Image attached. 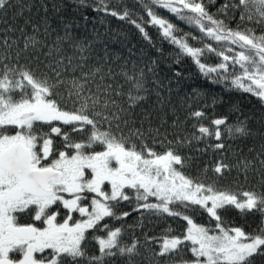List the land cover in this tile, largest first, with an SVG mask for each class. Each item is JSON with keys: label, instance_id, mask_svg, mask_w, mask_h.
<instances>
[{"label": "snow or ice", "instance_id": "snow-or-ice-1", "mask_svg": "<svg viewBox=\"0 0 264 264\" xmlns=\"http://www.w3.org/2000/svg\"><path fill=\"white\" fill-rule=\"evenodd\" d=\"M139 2L147 19H133L127 9L110 6L111 0H99L97 11L127 20L146 39V25L156 27L205 77L228 82L264 102V34L256 35L254 28L241 29L239 24L229 27L217 15L239 10L242 22L264 25V0H225L217 14L207 8L216 0ZM25 6L23 0H0V23L8 25L0 28L5 33L0 40V264H109L117 257L125 258V264H161L160 258L176 256L180 259L175 264H255V258H264V191L219 190L185 175L182 169L188 158L177 147L203 141L206 147L198 151L211 148L222 153L225 130L232 139L252 135L246 122L229 127L226 119L216 118L206 126L201 122L206 114L193 111L189 118L198 122L196 133L168 141L169 147L157 152L147 139L158 136L159 129L145 130L134 121L135 109L149 93L144 69L119 74L105 73L100 67L85 71L87 47L73 40L71 25L66 24L64 36L49 45L51 25L46 16L43 27L30 18L24 20L31 33L25 26L8 24V9L18 8L15 20ZM41 7L48 12L43 0ZM157 9L194 26L200 35L182 32ZM17 31L22 47L7 35ZM65 44L79 56L64 54ZM207 54H214L218 62L206 63L202 57ZM25 56L44 70L20 63ZM157 142L153 139V144ZM232 167L245 179L250 171L257 172L264 184V143L254 158L243 157L234 166L217 160L212 170L222 176ZM133 195L144 202L137 210L179 217L186 222L184 231L159 238L145 235L143 243L134 238L125 244L123 226L104 221L129 216L119 208ZM229 205L242 214L259 213L261 227L247 233L227 226L218 210ZM190 206L207 212V226L186 214ZM92 240L96 253L89 252ZM187 252L191 258L184 259Z\"/></svg>", "mask_w": 264, "mask_h": 264}, {"label": "trees", "instance_id": "trees-1", "mask_svg": "<svg viewBox=\"0 0 264 264\" xmlns=\"http://www.w3.org/2000/svg\"><path fill=\"white\" fill-rule=\"evenodd\" d=\"M26 5L23 15L13 20L18 8H10L7 11L6 19L9 25L19 28L24 25L25 19H31L33 23L43 27L45 16L48 19L50 35L47 37L51 45L57 36H64V26L71 25L70 31L75 42L83 43L87 47L85 55L88 56L85 71L100 67L103 72L111 70L115 74L122 71L131 72L144 69L148 80L149 93L147 98L135 109L134 121L136 127L141 124L145 130L151 128L153 131L159 129L158 136H149L147 143L154 147L157 152L166 150L168 141H175L177 138H191L196 133L198 122L189 118V114L196 110H201L206 114L201 122L209 126L211 120L216 118L226 119L227 125L233 127L239 122H246L252 135L248 137L229 138L224 132V143L226 149L221 152H213L211 148L207 151H198L206 147L203 141L185 143L177 146L180 154L188 158L183 173L193 179H198L205 184L214 185L219 190L251 189L257 192L264 191V184L261 183L260 175L255 171L248 173L247 179L242 171L232 167L224 175L218 176L212 166L217 160H224L225 163L236 165L243 157L252 159L264 143V102L256 96L237 90L228 82H213L205 77L191 58L180 53V50L168 40H165L161 32L154 26L146 25L149 39L127 20H120L116 17L106 15L97 11L99 0H43L47 5L48 12L45 13L41 7V0H23ZM206 3L207 0H204ZM225 0H216L214 4H207L209 12L217 14V10ZM117 5V10L127 9L133 19L143 16L147 19L146 12L139 0H111L110 6ZM31 6L30 8L28 6ZM53 5L57 11H53ZM158 13L168 18L182 32H193L199 36L200 33L194 26L188 25L179 20L174 15L164 9H157ZM218 18L222 19L229 27L235 28L238 24L241 29L254 28L256 35L264 34V25H257L254 22L241 21L239 10L233 14L218 13ZM8 25L0 23V28ZM26 31L31 33V26H25ZM5 33L0 32V40ZM7 35L18 39L20 46H23V38L19 31ZM43 38V37H40ZM195 44V41H189ZM199 46V45H197ZM64 54L77 57L79 53H74V49L69 44L64 45ZM208 64H216L218 58L214 54H207L202 57ZM20 63L28 64L33 69L43 71V65L31 60L29 57H22ZM151 68L152 71L148 69ZM179 73V75H177ZM214 75V74H213ZM117 78L120 79L119 75ZM176 121V123H173ZM224 128V126H221ZM74 139H80V135L70 133ZM153 139L158 142L153 144ZM60 140L59 137L55 139ZM163 141V143H159ZM215 143V141H210ZM59 145L61 144L58 143ZM249 149L255 151L250 152ZM207 168V171H205ZM153 200V198H150ZM143 201H136L134 195L129 201L122 202L120 212H128L129 216L122 220L106 221L115 227L123 226L122 241L130 244L134 238L144 242L145 235L148 237H163L165 235H176L184 231L186 222L179 217H170L166 214L156 215L147 209L139 208L138 204ZM175 207L180 208L179 205ZM183 210V209H181ZM229 227H240L247 233H254L261 227L262 217L259 213L242 214L239 209L233 206H226L218 210ZM195 223L208 225L210 217L207 212L198 206H190L187 211ZM102 222V223H104ZM216 222L211 221L214 225ZM96 235H104L96 233ZM158 251V246L153 245ZM90 253L97 252V245L94 240L90 242ZM191 258V253L187 252L184 259ZM139 259V258H138ZM180 257L165 260L160 258L161 264H175ZM109 264H125V258H113ZM142 264H147L143 261ZM255 264H264V258H255Z\"/></svg>", "mask_w": 264, "mask_h": 264}, {"label": "rangeland", "instance_id": "rangeland-1", "mask_svg": "<svg viewBox=\"0 0 264 264\" xmlns=\"http://www.w3.org/2000/svg\"><path fill=\"white\" fill-rule=\"evenodd\" d=\"M55 139H57V138H55ZM55 142H56L57 146H60V145L58 144V143H60V140H59V141L55 140Z\"/></svg>", "mask_w": 264, "mask_h": 264}]
</instances>
